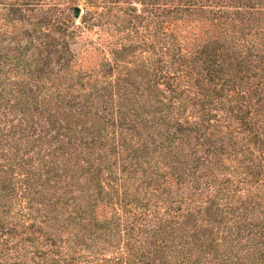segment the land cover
I'll list each match as a JSON object with an SVG mask.
<instances>
[{"label": "trees", "instance_id": "16d2710c", "mask_svg": "<svg viewBox=\"0 0 264 264\" xmlns=\"http://www.w3.org/2000/svg\"><path fill=\"white\" fill-rule=\"evenodd\" d=\"M0 3V264H264V0Z\"/></svg>", "mask_w": 264, "mask_h": 264}, {"label": "rangeland", "instance_id": "374dc122", "mask_svg": "<svg viewBox=\"0 0 264 264\" xmlns=\"http://www.w3.org/2000/svg\"><path fill=\"white\" fill-rule=\"evenodd\" d=\"M3 4L0 3V41L3 40V38L5 37L6 33H11L13 32V30H6V21H5V11L3 10ZM82 11V8H80ZM83 15L80 14V17ZM80 21V19L78 20ZM79 23V22H78ZM90 37H95L94 34L89 35ZM94 52H89L87 55H85L86 57H84L81 61V65L83 69H92L94 67L97 66V64L100 62L102 55L99 53H95Z\"/></svg>", "mask_w": 264, "mask_h": 264}, {"label": "water", "instance_id": "95a60500", "mask_svg": "<svg viewBox=\"0 0 264 264\" xmlns=\"http://www.w3.org/2000/svg\"><path fill=\"white\" fill-rule=\"evenodd\" d=\"M75 14L77 15V17H80L81 9L79 7L75 9Z\"/></svg>", "mask_w": 264, "mask_h": 264}]
</instances>
